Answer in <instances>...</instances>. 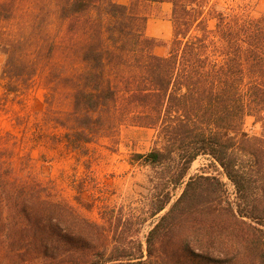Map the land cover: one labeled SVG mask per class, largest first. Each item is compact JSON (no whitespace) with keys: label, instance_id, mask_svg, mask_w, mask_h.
Instances as JSON below:
<instances>
[{"label":"trees","instance_id":"1","mask_svg":"<svg viewBox=\"0 0 264 264\" xmlns=\"http://www.w3.org/2000/svg\"><path fill=\"white\" fill-rule=\"evenodd\" d=\"M17 1L0 0V25ZM161 3L171 6L163 56L145 34ZM41 11L53 31L45 16L18 38L0 34L4 95L24 94L40 73L47 88L33 138L0 133V264H264V135L243 132L246 117L264 128V13L211 0H41ZM124 125L155 132L158 146L130 157L150 170L147 204L125 216L104 207L91 221L76 209L83 178L73 206L31 150L79 153ZM199 156L233 197L218 176L189 174Z\"/></svg>","mask_w":264,"mask_h":264},{"label":"rangeland","instance_id":"2","mask_svg":"<svg viewBox=\"0 0 264 264\" xmlns=\"http://www.w3.org/2000/svg\"><path fill=\"white\" fill-rule=\"evenodd\" d=\"M42 1L46 2V0ZM211 1L217 2L219 7L226 10L241 9L252 16L264 13V0ZM40 4L41 0L17 1L15 18L7 24L0 25V34L18 38V35H25L30 30L33 20L45 16L42 26H46L50 20L51 25L47 31H53L50 14L45 11L37 14ZM170 9V4L161 3L148 10L145 34L162 41L152 49V52L159 56L167 53V45L171 38ZM212 25L213 23L209 22V26ZM2 64L3 56L0 55V71ZM3 85L4 81L0 75V133L11 132L19 137L23 131H26L27 136L32 137L35 129L39 128L45 108L44 97L47 88L43 73L38 74L32 88L21 95H4ZM48 132L56 135L58 132L61 133L52 128ZM243 132L249 136H262L264 128L252 117H246ZM155 142L153 130L124 125L110 137H95L92 142L80 148L79 153L69 151L62 144L51 149L53 146L50 147L48 143L39 142L31 150V155L34 159L40 157L35 167L40 177L44 180H53L59 193L73 206H78L75 201L78 196L75 190L79 182L78 178H83L82 186H80L81 181L77 186L83 189L82 205L76 209L89 220L100 222V211L104 207L114 210L121 208L123 216L131 212L143 213L149 194L150 170L132 164L130 157L133 153H143L158 146ZM33 144V139L26 140L24 147L27 150ZM41 157L46 162L42 161ZM201 169L218 176L225 183L227 193L231 197L234 196L233 186L221 175L220 169L210 164L205 156H199L193 161L189 174L199 173ZM155 219L157 218L144 222L140 237L146 233Z\"/></svg>","mask_w":264,"mask_h":264}]
</instances>
